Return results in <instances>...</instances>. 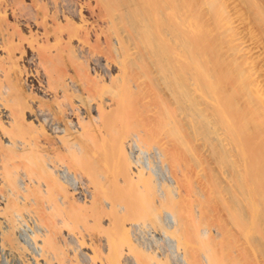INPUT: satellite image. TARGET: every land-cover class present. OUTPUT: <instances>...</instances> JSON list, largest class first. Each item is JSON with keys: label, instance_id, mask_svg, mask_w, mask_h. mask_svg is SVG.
I'll use <instances>...</instances> for the list:
<instances>
[{"label": "bare ground", "instance_id": "6f19581e", "mask_svg": "<svg viewBox=\"0 0 264 264\" xmlns=\"http://www.w3.org/2000/svg\"><path fill=\"white\" fill-rule=\"evenodd\" d=\"M0 257L264 264V0H0Z\"/></svg>", "mask_w": 264, "mask_h": 264}, {"label": "rangeland", "instance_id": "374dc122", "mask_svg": "<svg viewBox=\"0 0 264 264\" xmlns=\"http://www.w3.org/2000/svg\"><path fill=\"white\" fill-rule=\"evenodd\" d=\"M8 256H9V255H7V258H10L9 262L14 263V262H13L14 260H12V258H11L10 256H9V257H8ZM0 258L3 259V257H0Z\"/></svg>", "mask_w": 264, "mask_h": 264}]
</instances>
